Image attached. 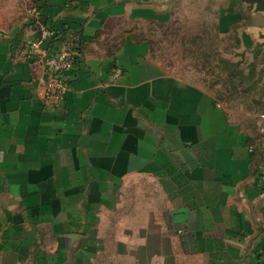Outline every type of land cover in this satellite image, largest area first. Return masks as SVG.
<instances>
[{"label": "crops", "instance_id": "obj_1", "mask_svg": "<svg viewBox=\"0 0 264 264\" xmlns=\"http://www.w3.org/2000/svg\"><path fill=\"white\" fill-rule=\"evenodd\" d=\"M28 1L80 56L48 104L34 28L0 29V264H264L263 117H231L135 37L183 0ZM229 2L218 33L253 48L264 13Z\"/></svg>", "mask_w": 264, "mask_h": 264}, {"label": "rangeland", "instance_id": "obj_2", "mask_svg": "<svg viewBox=\"0 0 264 264\" xmlns=\"http://www.w3.org/2000/svg\"><path fill=\"white\" fill-rule=\"evenodd\" d=\"M29 4L0 0V29L27 20ZM229 5L183 0L170 23L136 25L135 37L149 42L151 59L167 72L203 87L231 117L253 122L264 115V53L247 46L240 34L217 32L218 17Z\"/></svg>", "mask_w": 264, "mask_h": 264}, {"label": "built area", "instance_id": "obj_3", "mask_svg": "<svg viewBox=\"0 0 264 264\" xmlns=\"http://www.w3.org/2000/svg\"><path fill=\"white\" fill-rule=\"evenodd\" d=\"M29 5L27 21L38 36L26 43L24 56L33 64L41 66L47 75L44 93L46 103H62L70 90L67 73L75 67L80 56L77 37L53 29L42 20L40 11L33 4ZM262 146L264 148V141Z\"/></svg>", "mask_w": 264, "mask_h": 264}, {"label": "water", "instance_id": "obj_4", "mask_svg": "<svg viewBox=\"0 0 264 264\" xmlns=\"http://www.w3.org/2000/svg\"><path fill=\"white\" fill-rule=\"evenodd\" d=\"M243 4L250 7V9L254 10L255 12L264 13V0H239ZM260 42H258L255 46H253V50H259L264 53V35L261 36Z\"/></svg>", "mask_w": 264, "mask_h": 264}, {"label": "trees", "instance_id": "obj_5", "mask_svg": "<svg viewBox=\"0 0 264 264\" xmlns=\"http://www.w3.org/2000/svg\"><path fill=\"white\" fill-rule=\"evenodd\" d=\"M218 32V31H217ZM239 42V41H238Z\"/></svg>", "mask_w": 264, "mask_h": 264}]
</instances>
